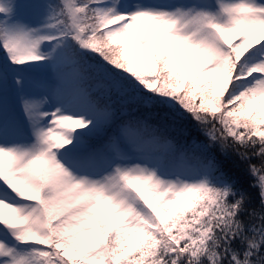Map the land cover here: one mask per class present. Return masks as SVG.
I'll list each match as a JSON object with an SVG mask.
<instances>
[{"label": "snow or ice", "instance_id": "obj_1", "mask_svg": "<svg viewBox=\"0 0 264 264\" xmlns=\"http://www.w3.org/2000/svg\"><path fill=\"white\" fill-rule=\"evenodd\" d=\"M0 264H264V0H0Z\"/></svg>", "mask_w": 264, "mask_h": 264}]
</instances>
